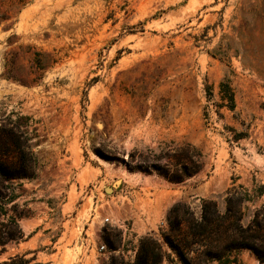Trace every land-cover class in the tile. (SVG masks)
<instances>
[{"label":"rangeland","instance_id":"rangeland-1","mask_svg":"<svg viewBox=\"0 0 264 264\" xmlns=\"http://www.w3.org/2000/svg\"><path fill=\"white\" fill-rule=\"evenodd\" d=\"M21 158L0 264H264V0H0V160Z\"/></svg>","mask_w":264,"mask_h":264},{"label":"trees","instance_id":"trees-1","mask_svg":"<svg viewBox=\"0 0 264 264\" xmlns=\"http://www.w3.org/2000/svg\"><path fill=\"white\" fill-rule=\"evenodd\" d=\"M219 92H220V95H221V99L225 102V105L228 107V109L232 110L234 108V96H233V92H232L229 84L222 80L219 83ZM184 149H186V148L182 149V153L186 154L187 152L184 153V151H185ZM24 161L25 160L23 158H21L20 159V167L16 168V169H12V171H10L11 169L8 168V166L4 162H2L0 160V178L7 179L9 176H17V177L26 176L27 173L25 171V168L23 167L24 166ZM190 172H191V168L190 167L182 166L181 174L180 175H178L176 173L171 174L169 179L172 180V181H180L181 180V176H187ZM1 187H2V184H0V188ZM211 204L213 205V207L216 208V203H212L211 202ZM177 210H178V207L174 206V207H172L170 212H177ZM168 224H169L171 233L175 234L178 231V224H176V221L175 220H168ZM188 228L190 229V233L191 234H197L196 233L197 230L194 229L191 225H188ZM20 237L21 236H19V238ZM164 237H166V241L170 244L171 241H170L169 238H167L169 236H164ZM150 251L152 253L153 260L156 261L158 259V253L154 250V246H152L150 248ZM145 258H146V255L144 254L142 256L141 261L138 264H147Z\"/></svg>","mask_w":264,"mask_h":264},{"label":"water","instance_id":"water-1","mask_svg":"<svg viewBox=\"0 0 264 264\" xmlns=\"http://www.w3.org/2000/svg\"><path fill=\"white\" fill-rule=\"evenodd\" d=\"M117 183H118L117 181L114 182V183H113V186H115ZM110 189H111V187H110V186H107V187L105 188V191H110Z\"/></svg>","mask_w":264,"mask_h":264}]
</instances>
